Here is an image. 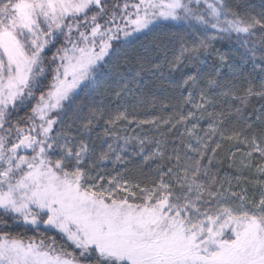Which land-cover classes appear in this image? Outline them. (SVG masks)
Instances as JSON below:
<instances>
[{
    "label": "snow or ice",
    "instance_id": "snow-or-ice-1",
    "mask_svg": "<svg viewBox=\"0 0 264 264\" xmlns=\"http://www.w3.org/2000/svg\"><path fill=\"white\" fill-rule=\"evenodd\" d=\"M233 34L242 52L214 46ZM169 90L187 95L166 117L131 115ZM215 137L242 151L235 177ZM129 157L155 167L99 175ZM0 264H264V0H0Z\"/></svg>",
    "mask_w": 264,
    "mask_h": 264
},
{
    "label": "trees",
    "instance_id": "trees-1",
    "mask_svg": "<svg viewBox=\"0 0 264 264\" xmlns=\"http://www.w3.org/2000/svg\"><path fill=\"white\" fill-rule=\"evenodd\" d=\"M112 2L114 3L116 2V0H112ZM227 2L229 3L230 6H234L237 0H227ZM250 2L258 6L261 3V0H250ZM162 23H167V22H162ZM175 30L176 29L174 28L161 27V28H158L155 33L156 36L163 43L168 45L170 49L168 53L169 56L172 55L173 51H178L179 49V44L172 42V33ZM151 36L152 34H149V39H151ZM257 38L258 37H251L250 39H257ZM140 40L143 41L144 43H148V39H145L144 36H140ZM189 45H190V41H189ZM214 46L216 48H219L222 52H229L231 49H238L240 52L243 51V49L239 48V43L236 40L235 34L232 35L231 40L225 39V40H218L214 42ZM140 51L144 55H152L151 53H143L142 49ZM46 55L50 56L51 51L46 53ZM152 58L154 60L156 59L155 56H152ZM246 69H250V65L246 66ZM223 71L227 73V69H224ZM180 75H181L180 72H176L173 74L174 78L176 79H179ZM50 80H51V75L49 74L47 79H43L41 82L43 85L47 86ZM44 90L46 91L47 88L45 87ZM39 94L40 92L37 91L36 95H39ZM180 95L186 96L187 92L186 91L181 92L178 90L177 92L173 93L171 92V90H169L168 92L159 93L157 97V107L156 108H150L148 104H145L142 107L138 108L135 112H132L131 109H129V111L132 116H135L136 119H141V120L142 119H152L153 117H161V116L166 117L171 111V109H166V110L161 111L159 107V103L160 102L177 103L176 99H172L171 101H169L168 99H166V97H169V96L178 97ZM34 102L35 101H33V103ZM76 102L77 103H90L89 99L85 97L82 93L76 97ZM254 102H256L255 99H254ZM188 110H191L194 112L196 111V109H193L191 105H186L185 112H187ZM88 111L89 109L86 107L84 109L83 115H86ZM26 112H28V109L21 110L19 112V116L20 117L25 116ZM69 115H71V113H69ZM197 115H199L198 112H197ZM201 124L203 125L204 128H207L206 121H201ZM100 131H102V128L96 129V132H100ZM120 131L126 135H138L140 137H144L145 135L147 136L158 135V133L155 132V130L148 125L143 126V128H138L136 127L135 124L127 126L126 128L124 126H121ZM201 134L203 133L201 132ZM214 139L221 143V148L218 150V154L214 157V160H213L214 171L218 170L220 177H225V176L235 177L238 174L237 166L239 165L240 160L242 159V156H243L242 151L238 152L236 150V146H233V142L220 141L219 137H215ZM209 143L211 144V147H215L214 143H211V142ZM239 147H241V149L243 148L242 145ZM233 153H235L234 159L230 158ZM207 155H212L211 151H208ZM204 163H207V160H205ZM230 165H233V166L230 167ZM153 167H155V162L146 165L142 163V157H129L125 163L117 162L115 165L113 164L112 160L101 162L97 171L99 175H102L105 177V181L112 176H116L118 172H122L126 179H131L135 181L136 179L141 177L142 173L144 174V178H146L147 174L150 173L151 168ZM93 174L96 175L97 173L94 172ZM244 174L248 175L247 172H245ZM233 182L235 183V180H233ZM6 230L13 236L20 235V236H23L25 239H27L28 237H35L38 241L41 235L43 234L45 237L55 236L57 241L62 242L60 236L56 234V232L52 230H48L43 227L33 228L31 226L19 224V225H13L11 228H8Z\"/></svg>",
    "mask_w": 264,
    "mask_h": 264
},
{
    "label": "rangeland",
    "instance_id": "rangeland-1",
    "mask_svg": "<svg viewBox=\"0 0 264 264\" xmlns=\"http://www.w3.org/2000/svg\"><path fill=\"white\" fill-rule=\"evenodd\" d=\"M119 2L122 4L123 2H124V0H119ZM39 95H37V97H38ZM35 103V102H34ZM32 227V226H31ZM37 227H43V228H45L43 225H39V226H37ZM47 229V228H46ZM48 230H52V231H54L55 232V230H53V229H48ZM56 234H58V233H56ZM59 235V234H58ZM60 236V235H59Z\"/></svg>",
    "mask_w": 264,
    "mask_h": 264
}]
</instances>
